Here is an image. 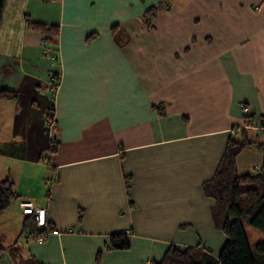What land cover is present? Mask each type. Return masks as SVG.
I'll return each mask as SVG.
<instances>
[{
    "label": "crops",
    "instance_id": "crops-1",
    "mask_svg": "<svg viewBox=\"0 0 264 264\" xmlns=\"http://www.w3.org/2000/svg\"><path fill=\"white\" fill-rule=\"evenodd\" d=\"M157 3L6 0L0 91L18 97H0V180L20 197L14 217L22 221L19 202L31 201L54 228L19 238L24 258L153 264L171 246L220 253L221 232L219 253L201 236L217 231L204 183L243 129L264 139V0H166L147 29L144 12ZM27 18L60 28L58 61ZM263 159L253 145L236 172H257ZM114 233L128 236V250H106Z\"/></svg>",
    "mask_w": 264,
    "mask_h": 264
},
{
    "label": "trees",
    "instance_id": "trees-1",
    "mask_svg": "<svg viewBox=\"0 0 264 264\" xmlns=\"http://www.w3.org/2000/svg\"><path fill=\"white\" fill-rule=\"evenodd\" d=\"M165 2L166 0H158L155 6L145 10L143 18L147 29L153 27L155 18L165 8ZM5 5L6 0H0V25ZM26 23L28 28L44 35V48H50L48 55L55 62L58 61V49L53 38L59 35L60 28L34 22L29 18L26 19ZM117 30H119L117 25L111 28L112 34L116 37ZM95 37L96 33H92L86 41L89 42ZM126 38H120V43H125ZM0 97L15 100L18 95L14 91L1 90ZM155 109L162 115L165 113L163 105H157ZM53 111L48 115V119H53ZM258 127L264 134V116ZM247 133L248 129H243L244 136L240 140L230 139L217 174L204 183L205 194L215 201L212 208L215 228L226 238L225 245L218 256H213L210 251L201 248V245L186 248L171 246L162 260L153 264H264V241L257 242L252 250L244 229V222H246L264 234V159L257 172L239 175L235 169L239 154L253 145L261 150L264 157V139H259L261 137L259 132L254 136H249ZM55 151V147L50 149V153ZM18 198L20 197L14 191V183L9 179L0 180V214L8 210ZM24 215L17 241L8 246L6 251L12 264H41L33 257L24 258L18 246V240L21 237L25 240L43 239L54 228L47 221L45 226H38L34 213ZM130 246V240L125 233H114L109 236L106 250H128ZM102 254V251L98 253L97 260H100Z\"/></svg>",
    "mask_w": 264,
    "mask_h": 264
},
{
    "label": "rangeland",
    "instance_id": "rangeland-1",
    "mask_svg": "<svg viewBox=\"0 0 264 264\" xmlns=\"http://www.w3.org/2000/svg\"><path fill=\"white\" fill-rule=\"evenodd\" d=\"M23 202H25V201L19 202V208H20L21 212H22L21 203H23ZM13 203H12L11 208L9 210L10 214H8L9 215L8 220L4 221V222H1V220H0V264H7L6 262L11 260L7 251H6L7 247L14 244V242L17 240V238L19 236V233L21 232L20 230H21V222L22 221H20L19 219L14 217V215H12L13 214L12 208L14 205ZM17 205H18V203H17ZM244 229H245L248 241H249V245H250L252 250H254L257 242L264 241V234L257 231L256 229H254L252 226H250L246 222H244ZM206 232H207V230H206ZM220 232L221 231H219V230L214 231L211 229L209 232L201 235V236L209 237L211 240L216 242L217 245H219L218 248L211 249L212 252L214 251L217 253L221 247V240L219 239ZM225 242L222 245V248L225 245ZM202 244H203V246H205L204 243H202ZM20 245H22L25 248V244H24L23 239L19 240V246ZM222 248L220 249V251L222 250ZM206 251H210V250L206 249Z\"/></svg>",
    "mask_w": 264,
    "mask_h": 264
},
{
    "label": "built area",
    "instance_id": "built-area-1",
    "mask_svg": "<svg viewBox=\"0 0 264 264\" xmlns=\"http://www.w3.org/2000/svg\"><path fill=\"white\" fill-rule=\"evenodd\" d=\"M53 98H55V93H52ZM22 212L24 214H35V218L38 226H45L46 224V209L45 208H36L31 201H25L21 203Z\"/></svg>",
    "mask_w": 264,
    "mask_h": 264
}]
</instances>
